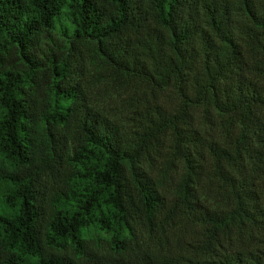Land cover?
<instances>
[{
  "label": "trees",
  "instance_id": "16d2710c",
  "mask_svg": "<svg viewBox=\"0 0 264 264\" xmlns=\"http://www.w3.org/2000/svg\"><path fill=\"white\" fill-rule=\"evenodd\" d=\"M0 264H264V0H0Z\"/></svg>",
  "mask_w": 264,
  "mask_h": 264
},
{
  "label": "rangeland",
  "instance_id": "374dc122",
  "mask_svg": "<svg viewBox=\"0 0 264 264\" xmlns=\"http://www.w3.org/2000/svg\"><path fill=\"white\" fill-rule=\"evenodd\" d=\"M94 63L89 62L88 68H89V74L87 72H84L85 77L87 78V84L89 87L92 88L93 91L96 89H103L106 87L107 89H110V86L107 85V80L105 79H100V81H97V78L99 77L98 74L93 73ZM101 78V77H100ZM166 137V135H165ZM171 140L169 138H165L161 140V144L159 146L160 153L165 154L167 152L171 151ZM170 190V189H169ZM164 229V234L160 235L161 241L166 235L168 237V240L173 244L174 243V237L178 235L180 237V240L185 239L187 241H190L192 239H196L198 237L197 232L199 231V225L194 224V222H190L189 220H178L174 219L173 222H168L165 224ZM141 234L136 236V239L138 240L139 238H146L147 234L143 231V228L141 229ZM155 234H161L160 230H157ZM104 243V241H103ZM181 247L183 248L184 245L181 242Z\"/></svg>",
  "mask_w": 264,
  "mask_h": 264
}]
</instances>
